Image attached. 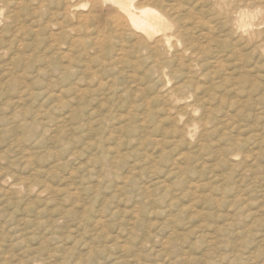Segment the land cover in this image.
Segmentation results:
<instances>
[{
	"label": "rangeland",
	"instance_id": "rangeland-1",
	"mask_svg": "<svg viewBox=\"0 0 264 264\" xmlns=\"http://www.w3.org/2000/svg\"><path fill=\"white\" fill-rule=\"evenodd\" d=\"M12 26L0 33L7 43ZM0 55V264H264V60L210 106L218 120L198 142L127 71L80 73L75 56L67 80ZM106 75L116 83L102 90ZM232 142L237 162L226 157Z\"/></svg>",
	"mask_w": 264,
	"mask_h": 264
},
{
	"label": "bare ground",
	"instance_id": "bare-ground-1",
	"mask_svg": "<svg viewBox=\"0 0 264 264\" xmlns=\"http://www.w3.org/2000/svg\"><path fill=\"white\" fill-rule=\"evenodd\" d=\"M1 3L0 19L4 21L2 28L0 27L1 35L5 36L9 33V28L12 25L16 26V32L14 35L12 34V40H7L8 43L0 35V53L3 57L8 59L16 55L17 58L14 57L19 61L26 57L33 58L35 63L31 67L36 69L38 74L53 73L61 77L65 74L67 80L69 79L67 74L70 73L71 65L73 61H76L77 56L84 58L82 61L80 60L81 63L83 62L80 66V71L82 70L80 73L92 71L97 67V70L112 73L111 75H114L113 72L118 69L127 71L129 78L134 82L140 83L141 81L144 83L143 88L146 86L144 92H152L154 97L148 101L145 100L150 106L155 103V108L182 124L179 131L180 136L187 141L198 140L204 134L210 136L209 129L218 120L213 110L210 111V106L213 103H221L227 94H236L238 85L246 82L254 73H257L260 60H264V0H0ZM2 8L6 9L5 13ZM21 11L26 15L23 20ZM15 24H18V27ZM8 35L11 37L10 33ZM20 35H28L31 41L26 43L27 39L25 38L19 40ZM246 48L252 52L260 51L257 54L258 61L252 63L248 59L250 55L246 52ZM76 68L78 67L76 66ZM90 75L92 74L90 73ZM111 75L107 76L108 78L105 77L107 78L106 84L103 82L104 78L98 80V86L104 88L102 90L111 89L110 81L116 83ZM84 80L81 79V81ZM126 82L129 83L127 79ZM8 83H10L9 85L15 84L12 79ZM93 83L92 85L96 81ZM117 84L119 86L118 82ZM110 92L108 94H111ZM118 97L120 98V96ZM126 97L128 96L126 95ZM98 99L100 100V98ZM101 102L99 103L101 104ZM136 102L139 103L140 100ZM162 103L167 104L166 107L164 106L165 109H161ZM104 108L107 109L108 107L105 106ZM142 110L144 109H141V112ZM172 111L174 112L172 113ZM199 111H201V117L197 118ZM152 118L154 117L152 116ZM195 118L199 120H195ZM152 120L154 121V119ZM223 122L225 124V121ZM220 125L217 126L223 130L224 126L221 127ZM144 128L147 130V127ZM148 139L151 141L150 138ZM160 142L158 140V144ZM164 143L162 144L165 145ZM179 143L181 142L179 141ZM238 143H233L231 149L229 148L231 151L226 155L229 161L237 159L238 153L232 150L239 148ZM159 146L162 149V145L159 144ZM157 150L158 152L161 151ZM105 156L108 155L105 154L104 159ZM244 160L246 161V159ZM106 171L108 170L106 169Z\"/></svg>",
	"mask_w": 264,
	"mask_h": 264
}]
</instances>
